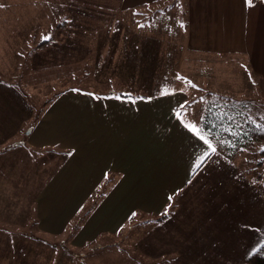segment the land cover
I'll use <instances>...</instances> for the list:
<instances>
[{"label":"crops","instance_id":"crops-1","mask_svg":"<svg viewBox=\"0 0 264 264\" xmlns=\"http://www.w3.org/2000/svg\"><path fill=\"white\" fill-rule=\"evenodd\" d=\"M96 1L125 10L164 0ZM187 3L191 50L264 83V0ZM50 7L0 0V264H245L264 244V191L220 149L193 170L207 146L176 116L200 125L206 100L193 88L125 97L65 87L42 105L21 92L20 50L51 35ZM208 79L207 96L229 94L226 74ZM166 209L137 247L104 243L134 214Z\"/></svg>","mask_w":264,"mask_h":264},{"label":"rangeland","instance_id":"rangeland-1","mask_svg":"<svg viewBox=\"0 0 264 264\" xmlns=\"http://www.w3.org/2000/svg\"><path fill=\"white\" fill-rule=\"evenodd\" d=\"M187 1L164 0L143 9L124 10L115 2L46 0L51 5L53 31L50 36L21 48L20 68L24 80L17 81L19 88L24 89L21 92L30 97L33 104L42 105L65 87L118 95H158L188 85L195 91L193 99L207 101L208 78L220 75L224 79L226 74L224 91L229 93L226 96L246 103L252 115H264L263 82L257 81L256 86V80L249 77L239 63H232V68L229 63L224 65L218 60L209 65L206 56L191 50L190 42L185 41L190 35L192 9ZM45 39L50 41L43 42ZM236 80L242 89L233 88ZM212 96L215 95L210 98ZM262 147L264 144H257L252 149L253 154ZM253 160L249 159L251 165ZM247 169L256 176L264 173V164L260 169H251V166ZM260 181L264 183V177ZM93 197L89 204L96 198ZM86 209L81 215L84 216ZM145 218L136 217L138 220L121 230L119 236L107 238L104 243L137 247L139 237L159 223L149 226ZM55 241L59 247L69 246L64 239ZM92 246L97 245L88 244Z\"/></svg>","mask_w":264,"mask_h":264},{"label":"trees","instance_id":"trees-1","mask_svg":"<svg viewBox=\"0 0 264 264\" xmlns=\"http://www.w3.org/2000/svg\"><path fill=\"white\" fill-rule=\"evenodd\" d=\"M49 41V39H45L43 42ZM119 95L125 97L133 96L127 93H120ZM210 97L206 101V108L200 122V127L206 132L210 131L212 133L211 139L216 147L241 163L242 170L264 191V183H260V180L264 177V173L261 172L256 176H252L250 170L247 169V166H251V169H260L264 164V147H262L257 154H253L252 152V149L255 148L257 144H264V130L257 127V125H264V115H252L245 106L246 103L231 98L230 96L215 95L212 96L213 98ZM226 128L230 129V131H225L224 129ZM233 133L236 134L233 135ZM223 141H227L228 143H223ZM249 159H254L252 165L249 163ZM96 193L98 195L99 193H103V191ZM97 198L98 197L89 205L88 210L94 205ZM173 207H175V205L172 206V209ZM169 214L170 210H167L166 214L163 212L157 216L151 218L147 217L145 219L148 220L147 224L151 226L162 221ZM81 217H83V215H81L79 219ZM136 217L143 218L145 214H134L129 218L125 227L130 225L131 222L137 221L138 219H136ZM258 249H264V244ZM245 264H264V251H255L247 259Z\"/></svg>","mask_w":264,"mask_h":264},{"label":"snow or ice","instance_id":"snow-or-ice-1","mask_svg":"<svg viewBox=\"0 0 264 264\" xmlns=\"http://www.w3.org/2000/svg\"><path fill=\"white\" fill-rule=\"evenodd\" d=\"M247 3L249 5L252 4V0H247ZM162 94H168V91L165 90ZM176 116L178 119L181 120V123L184 124V126L191 132H193L194 135H196L207 147L203 153H201L199 156L196 157V159L193 162V170L201 168L206 161L217 152V147L213 140L211 139L212 133L210 131H204L202 127L198 124H193L190 122H186V118L184 114L181 112H176ZM258 128H261L264 130V125H257ZM225 131H230V129H224ZM236 133H233L235 135ZM223 143H228L227 141H223ZM171 199V197H169ZM167 212V209L165 210V214ZM256 251H264V249H257Z\"/></svg>","mask_w":264,"mask_h":264}]
</instances>
